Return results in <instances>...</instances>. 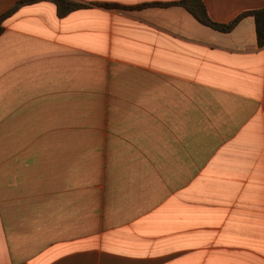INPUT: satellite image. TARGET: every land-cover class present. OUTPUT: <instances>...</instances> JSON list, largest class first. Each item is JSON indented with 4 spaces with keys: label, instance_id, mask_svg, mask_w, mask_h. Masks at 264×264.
Wrapping results in <instances>:
<instances>
[{
    "label": "crops",
    "instance_id": "1",
    "mask_svg": "<svg viewBox=\"0 0 264 264\" xmlns=\"http://www.w3.org/2000/svg\"><path fill=\"white\" fill-rule=\"evenodd\" d=\"M68 1L3 23L0 264H264V0Z\"/></svg>",
    "mask_w": 264,
    "mask_h": 264
},
{
    "label": "trees",
    "instance_id": "2",
    "mask_svg": "<svg viewBox=\"0 0 264 264\" xmlns=\"http://www.w3.org/2000/svg\"><path fill=\"white\" fill-rule=\"evenodd\" d=\"M42 1H49V2H52L53 4H55L57 6L58 15L60 18H63L66 15H68L69 13L84 7L83 5H80V4H77L74 2H70L68 0H23V1L19 2L12 10L3 14L0 17V35L4 31V28H3L4 21L8 17L13 15L20 7H22L24 5H30V4L42 2ZM168 5L181 6V7L185 8L191 15H193L195 17V19L197 21H199L201 24L208 26L210 28H213L217 31L224 32V33L230 32L237 25L239 20L242 18V16H241L238 19H236L234 22H232L231 24H228V25H220V24L214 23L210 19L209 15L207 13V10L204 6L203 0H182L180 2H177L174 4H168ZM168 5H164V6H168ZM104 6L116 7L119 9L122 8V7L114 6V5H104ZM247 15H250L254 18L255 24H256L258 44H259V46L264 47V10H258V11L250 12V13H247Z\"/></svg>",
    "mask_w": 264,
    "mask_h": 264
}]
</instances>
